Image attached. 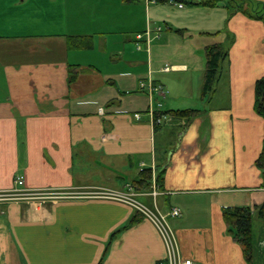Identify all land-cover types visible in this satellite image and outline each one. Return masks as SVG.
Masks as SVG:
<instances>
[{
    "label": "crops",
    "instance_id": "1",
    "mask_svg": "<svg viewBox=\"0 0 264 264\" xmlns=\"http://www.w3.org/2000/svg\"><path fill=\"white\" fill-rule=\"evenodd\" d=\"M219 3L172 14L148 0H0V190L22 176L24 191L123 192L141 168L151 170L155 181L161 175L159 193L143 189L137 199L180 210L169 221L184 258L247 264L223 212L264 204V170L255 166L264 120L254 111L264 13L254 19ZM71 37L91 47L72 49ZM219 43L228 54L203 98V50ZM148 80L167 92L159 108L158 95L140 90ZM150 106L200 113L155 128ZM251 230L252 264H264V220L254 216ZM164 256L154 225L113 199L0 204V264H158Z\"/></svg>",
    "mask_w": 264,
    "mask_h": 264
},
{
    "label": "trees",
    "instance_id": "2",
    "mask_svg": "<svg viewBox=\"0 0 264 264\" xmlns=\"http://www.w3.org/2000/svg\"><path fill=\"white\" fill-rule=\"evenodd\" d=\"M127 3L141 1V0H123ZM154 3L165 4L169 0H148ZM183 4L190 5H204L209 7H215L220 0H179ZM252 0H225L226 5L223 8L229 11L239 12L247 17L257 19L261 13H264V9L258 10L252 5ZM261 17V16H260ZM70 48H83L88 49L91 47V40L81 38H69ZM226 44H211L204 48L203 54L205 57V72L202 84V97L205 98L212 91L215 82L218 80L220 72V63L227 57ZM77 73L75 72V66L69 67V81L68 84H72L76 79ZM254 111L257 115L261 116L264 120V76L259 78L255 83V101ZM155 118L165 113L154 112ZM198 110L185 109L175 110L167 112L171 119H179L186 123L196 118L199 115ZM155 125L154 127H159ZM255 166L264 170V138L262 143V150L255 161ZM152 178L151 170H143L140 173L139 179L133 184V188L136 191L147 189L150 185ZM161 175L156 178V183L160 181ZM264 220V204L255 206L253 209L249 207H234L231 209H225L223 212V218L227 225V232L232 236L233 240L237 242L243 251L244 259L247 264H252L253 246H252V230L251 223L254 216Z\"/></svg>",
    "mask_w": 264,
    "mask_h": 264
},
{
    "label": "built area",
    "instance_id": "3",
    "mask_svg": "<svg viewBox=\"0 0 264 264\" xmlns=\"http://www.w3.org/2000/svg\"><path fill=\"white\" fill-rule=\"evenodd\" d=\"M168 4L174 5L178 8H183V4L178 0H169ZM161 27L156 28V32H160ZM146 36L149 37V32L145 33ZM143 34H139L136 38L139 40L141 39ZM169 67H164V71H169ZM140 90H146L149 97L152 94H156L159 96V100L157 101V108L161 107V100L165 98L167 92L161 85H157L153 83L152 80L148 81H141L139 84ZM101 110V109H100ZM148 113L151 118V122L153 126L161 125L163 121L167 119L166 115H161L155 118V113L150 106L148 109ZM134 118L139 119L140 114L134 113ZM143 167V165H142ZM144 169L141 168V171ZM153 170V168H152ZM153 172V171H152ZM15 185L16 188L11 190H0V204H6L12 201H19V200H39V201H56L59 199H69V198H86V197H99V198H106V199H113L122 203L127 204L132 209H134L142 218L147 219L150 221L154 227L156 228L159 236L162 239V242L165 247V256L158 264H200L197 261L189 258H184L181 255L177 237L175 231L170 225V219L177 218L181 215L180 210L177 208L170 209L167 213H161L156 208L151 209L150 207L142 204L139 202L135 196L137 195V191L134 190L132 186H128L126 191L123 192H116L110 190H97L98 192H88L83 193V196H78L81 194H70L67 195H60L61 193H53L52 195H45L46 193H39L40 191H24L21 190L20 187L23 186V177L18 176L15 178ZM157 183L154 178H151L150 185L146 190L145 195L152 196L153 198L157 196L158 188ZM61 192V191H60Z\"/></svg>",
    "mask_w": 264,
    "mask_h": 264
},
{
    "label": "rangeland",
    "instance_id": "4",
    "mask_svg": "<svg viewBox=\"0 0 264 264\" xmlns=\"http://www.w3.org/2000/svg\"><path fill=\"white\" fill-rule=\"evenodd\" d=\"M166 5V9H167V11L170 13V11H173V12H171L172 14L173 13H179V12H181V11H179V10H176V6H174V5H170V4H165ZM218 5H221L220 3L218 4ZM172 7H175V8H172ZM185 10H188V11H190L191 9H193V6L192 5H190V4H186L185 5ZM221 11L222 9L221 8H219V9H215V11ZM198 12H202V10H199ZM205 12H207V11H205ZM208 13V12H207ZM217 14V13H216ZM201 16V15H200ZM215 16V14H212V17H214ZM201 19H204V16H201ZM34 191H36V190H34ZM37 191H39V190H37ZM46 193L45 195H52L53 193H61L60 195H62V194H64V195H67L68 193L70 194V196L73 194H81V195H78V196H83V193H88V192H98L97 190H94V189H91V190H85V191H80V192H74V191H65V190H63V191H40L39 193ZM135 198L137 199V196H135ZM138 200V199H137ZM19 201H35V200H26V199H24V200H19ZM39 201V200H38ZM139 201V200H138ZM14 202H16V201H14ZM140 202V201H139ZM142 203V202H141ZM142 204H144V203H142ZM145 205V204H144ZM147 206V205H146ZM157 209V208H156ZM261 264H263V260L261 259Z\"/></svg>",
    "mask_w": 264,
    "mask_h": 264
}]
</instances>
